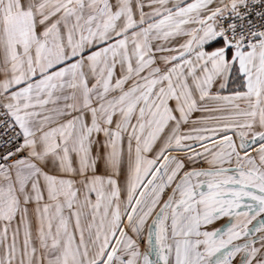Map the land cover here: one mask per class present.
I'll return each instance as SVG.
<instances>
[{
    "label": "snow or ice",
    "instance_id": "1",
    "mask_svg": "<svg viewBox=\"0 0 264 264\" xmlns=\"http://www.w3.org/2000/svg\"><path fill=\"white\" fill-rule=\"evenodd\" d=\"M0 264H264V0H0Z\"/></svg>",
    "mask_w": 264,
    "mask_h": 264
}]
</instances>
